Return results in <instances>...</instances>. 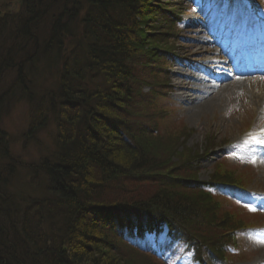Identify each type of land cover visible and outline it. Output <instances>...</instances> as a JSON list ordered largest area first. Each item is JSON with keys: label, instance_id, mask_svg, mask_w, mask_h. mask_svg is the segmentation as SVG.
I'll use <instances>...</instances> for the list:
<instances>
[{"label": "trees", "instance_id": "1", "mask_svg": "<svg viewBox=\"0 0 264 264\" xmlns=\"http://www.w3.org/2000/svg\"><path fill=\"white\" fill-rule=\"evenodd\" d=\"M148 1L22 0L18 12L0 11V32L4 23L12 27V46L0 41V250H9L0 264H136L128 255L162 264L134 245L161 230L176 235L195 264H222L246 224L215 195L219 183L239 180L221 165L201 180V151L187 145L191 131L160 102L174 54L161 39L174 43L182 11L167 4L163 37L149 40L141 35ZM49 64L70 68L73 78H53ZM21 102L27 144L37 143L31 118L56 128L47 155L34 163L13 154L1 126ZM178 132L185 146L175 163L155 135ZM21 163L20 173L10 172ZM36 185L31 204L20 205L21 193Z\"/></svg>", "mask_w": 264, "mask_h": 264}, {"label": "rangeland", "instance_id": "2", "mask_svg": "<svg viewBox=\"0 0 264 264\" xmlns=\"http://www.w3.org/2000/svg\"><path fill=\"white\" fill-rule=\"evenodd\" d=\"M252 1L258 5L260 13L264 16V0ZM21 4L22 0H5L2 3V12L8 11L9 14L18 12ZM147 4L150 10L144 9V16L141 20V24H143L141 35L142 37H148L149 40L157 38V34L163 37L168 19L163 14L164 11L162 9L167 4L168 9H177L178 7L177 10H180V8L181 11L183 8L185 10L186 14L183 16L185 24L179 32L181 38L177 41L175 38L174 43L169 37L161 39L162 45L174 48L177 53L174 63L168 70V76L164 74L165 79L168 80L167 87H171L166 99V103L174 110L170 118L172 120L182 119L185 126L192 131L190 136H188L187 145L198 152L203 151L198 163L200 179H208L211 174H215L218 164H222L221 170L226 168L233 172L232 168H235V178L242 181V185H245V189L241 191L230 187H223L220 190L222 197L219 196V201L226 203L237 202L240 206H238V212L245 214L244 217L247 219L248 225L255 227H250L252 229L247 228L242 232V236L234 241V246L238 248L237 254L232 255L234 261L224 264H254L259 254V250L255 246V239L261 237L264 240V158L261 157L260 151L262 149L259 144L251 142L250 137L260 136L262 131H264V101H255L246 90L232 87L229 82L225 83V86L216 88V90L207 94L205 96L206 102L200 109L191 110L188 109L189 106L186 103L179 99V95L186 91L185 88L176 87L177 82L185 77L188 78L187 81L193 82L194 68H212L207 63L208 59L217 60L219 65L228 63L229 60L233 63L235 60L233 53L236 52V48L234 47V50L231 51L232 48L227 46V44L233 45L234 43L242 42L243 39L240 38L239 34L242 28L246 29V31L248 30L245 37L246 40H249L247 44H250V41L253 45L257 44L259 27L252 4L249 0H149ZM177 4L178 6H175ZM220 9L222 10V14L219 16L220 21H223L227 15L233 19L223 23L225 27L222 36L219 38L220 43L226 44V52L219 53L216 57H201V61L193 53L194 49L189 50L188 45H186L195 37V35L189 34V20L192 17H198L194 15L196 12L210 14L213 16L212 20H216L214 24L217 26L219 25L217 18ZM151 24L157 29L153 30ZM10 28L12 27H5L0 32V34L5 36V38L0 36V41L4 44L9 42ZM228 35H230V38H227ZM194 44L196 43L193 42ZM204 59H206V62L203 61ZM233 66L238 67L234 64ZM256 68L258 67L253 68L254 73L242 75L243 78L238 75L236 77L240 81H252L251 83L257 86H255L254 90L262 92L264 99V67L259 70ZM37 72H39V69H37ZM175 72H178L181 77L176 76ZM214 72L219 75L227 74L222 69L214 70ZM10 75L6 79H9ZM55 76L54 74L52 77L54 78ZM227 81L225 80V82ZM143 90L147 91L148 88L143 87ZM27 108V104L21 102L15 105L1 120V126L7 130L13 139L11 145L13 154L25 161L31 160V157L37 155V153L43 154L46 146H52V133L55 131L54 126L47 125L37 135L38 141L35 145L34 141L27 144L24 137V132L27 129ZM178 133L181 135V132ZM155 136H163L160 140L167 144V147L172 148L168 156H172V162L178 163L181 150L185 146L182 135L175 137L174 134L169 137L161 133ZM261 138L264 139V136ZM246 140L250 142L245 143ZM210 144L217 146V148L212 147ZM160 153L163 152L161 151ZM249 206L256 210L250 211ZM153 246L162 253L166 264H190L188 254L186 255L183 251H180L181 249L171 243L165 235H161L157 240H153L151 236L150 243L144 245L150 250H154ZM225 255L228 256L229 253ZM128 257L136 264L142 261L141 258L136 256L128 255ZM144 259L150 261L146 257Z\"/></svg>", "mask_w": 264, "mask_h": 264}, {"label": "bare ground", "instance_id": "3", "mask_svg": "<svg viewBox=\"0 0 264 264\" xmlns=\"http://www.w3.org/2000/svg\"><path fill=\"white\" fill-rule=\"evenodd\" d=\"M1 12H2V9H1ZM5 13H8V11L2 12V14H5ZM194 15H196L198 17L197 18L192 17L189 20L188 28H190L189 34H193V35H195V37L192 38L191 42H188V44H186V45H188V49L189 50L194 49L193 53H195V55H197L198 59H200V60H202L201 57H205V56H211V57L218 56L217 51H222V50L224 51L225 50V46L222 43H220V41H219V38H220L219 35L221 33V30L224 29L225 25L219 24L216 26L214 24V22H216V20L215 21L212 20L213 16L210 14H203V13L196 12V14H194ZM229 20H231V19L226 18V22ZM2 27H9V26H8V24L4 23V24H2ZM105 28H103V29H105ZM21 36L20 37L19 36H12L11 39H12V41H18L19 39L22 38ZM62 38H63V36H61V39ZM193 42H195L196 44L193 45ZM8 44H9V46H12L11 41H9ZM212 50H214V51H212ZM100 60H103V58H100ZM203 61H206V59H204ZM207 63L214 70H219L221 68L227 70L228 74L224 75L220 80H217L216 78L212 77V75H209L207 73V71L202 70L200 68L196 69L192 65H189L190 67H192L196 70L194 75H193V78H192L193 82H191L189 80L187 81L188 78L185 77V78L179 80V82H177V84H176L177 88H180V89L185 88V90H186L185 92H183L182 94L179 95V99L183 103H186L189 106L188 109H191V110L200 109L206 102L205 96H207V94H209L210 92H213L214 90H216V88L218 89L221 86H225V83H229V82H230L232 87H236V88L241 89V90H246L247 93H250L252 95V97L254 98L255 101H257V102H263L264 101V99L262 97V92H258L256 90H254L257 86L255 84H252L251 83L252 81H249V80L240 81L236 77L238 75L241 78H243L242 75L248 74L249 72L247 71L246 68H243L240 70H234L232 65L230 64V62L228 64H225V65H219V64H217L218 61L213 60V59H208ZM179 65H181V64H179ZM35 67H36V71H37L38 67L36 66V64H35ZM49 67L54 72V74L58 77V79H61L62 81H68V79L73 78V71H71L70 68H68V67H65V66L61 67L60 65L58 66L55 64H49ZM4 72H5V70H4ZM175 75L177 76L178 72H175ZM7 76H9V75H7ZM18 76H24V75L22 72H18ZM178 77L180 78L181 75H178ZM225 80H228V81L225 82ZM244 83H247V84H244ZM249 83H251L252 85ZM4 87H5L4 85H1L0 91H3ZM46 119L47 118H45V119H42V118L32 119L31 118L30 119L29 124L33 127V130L36 133V134H34L36 142L38 141L37 135L39 133H41V129H43L47 126L48 121H46ZM28 121H29V117H27V125H28ZM54 129H56V128L54 127ZM52 135H54V134L52 133ZM11 145H12V141H11ZM260 152L262 155L261 157L264 158V149H262ZM44 155H47V153H45V154L37 153V155L31 157L32 159L29 161H25L22 159H20V161L22 163H34V162H37L39 159H41ZM22 163L20 164V166L18 168H16V167L10 168V172L15 171V172H17V174L20 173L22 170ZM38 191H39V187L36 185L31 191H29L27 193H21L22 196L20 198V205L26 206L25 204H31V200H32L33 196ZM2 193L3 192L0 191V194H2ZM261 241H264L261 239V237H257L255 239V244H256L255 246L259 250V254H258L257 259L255 260L254 264H264V243H261ZM7 251H9V250H7L6 248L5 249L2 248V250H0V257L3 258V256L6 255ZM12 258H13L12 253H9L6 257L7 261L12 260Z\"/></svg>", "mask_w": 264, "mask_h": 264}, {"label": "snow or ice", "instance_id": "4", "mask_svg": "<svg viewBox=\"0 0 264 264\" xmlns=\"http://www.w3.org/2000/svg\"><path fill=\"white\" fill-rule=\"evenodd\" d=\"M264 136V131H262V133L260 134V136H251L250 137V141L251 142H255L258 144H264V139H262L261 137ZM249 140H246L245 143H249ZM249 210L250 211H255V208H252L251 206H249ZM261 243H264V241H261Z\"/></svg>", "mask_w": 264, "mask_h": 264}]
</instances>
